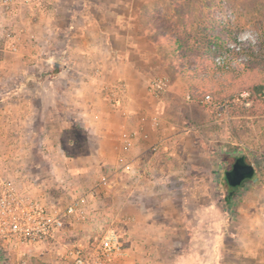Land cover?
<instances>
[{
    "label": "rangeland",
    "instance_id": "374dc122",
    "mask_svg": "<svg viewBox=\"0 0 264 264\" xmlns=\"http://www.w3.org/2000/svg\"><path fill=\"white\" fill-rule=\"evenodd\" d=\"M83 6L103 25L115 15L122 20L126 16L130 26L117 28L116 32L126 34L133 52L143 56L138 65L146 74L145 84L153 77L168 81L162 95V117L174 128L184 129L172 135L175 142L171 148L177 157L169 162L172 173L166 180L175 186L163 192V197L171 198L163 209L177 216L184 213L189 228L203 229L200 240L205 247L212 243L207 233L212 228L211 216L218 215L220 263L241 264L245 262L243 255L235 251L252 250L257 255L250 257L251 264H260L259 250L264 245V100L259 95L264 88V0H10L8 11L0 7V58L12 57L11 67H21L13 54L25 52L20 17L26 9L28 21L39 16L54 17L58 26L54 32L37 27L28 32L31 40L41 37L47 42L43 47L37 43L31 46L33 51L42 47L46 57L38 61L34 70L40 71L35 75L42 79L57 72L62 63L67 69L70 58L62 50L73 30L68 29L66 10ZM99 6L102 11L97 9ZM49 8L53 10L46 14ZM7 19L9 23H2ZM214 35L223 44L213 42ZM115 43L118 47L125 44ZM225 45L231 47L229 51ZM224 56L225 63L219 65L218 58ZM83 63L82 69L89 68L86 65L90 62ZM4 64L9 68L8 61L0 62V102L9 91L19 90L22 78L5 72ZM26 80L24 85L34 89L33 79ZM243 92L249 95H241ZM191 93H196V101L187 98ZM207 93L212 101L200 102ZM18 95L14 94V99H20ZM229 98L228 108L218 111L215 104ZM64 143L62 146H67ZM52 144L1 139L0 176L62 205L84 189L78 187L84 181L68 173L61 150L48 155L45 146ZM238 156L253 166L254 174L233 189L227 201L230 188L223 171ZM147 177L151 182L154 179L153 174ZM145 200L153 203V197ZM81 227L82 223L66 225L46 246L33 250L29 264H66L64 248L79 243L80 236L74 234ZM71 233L76 239H69ZM96 237L94 233L87 240ZM0 264H14V260Z\"/></svg>",
    "mask_w": 264,
    "mask_h": 264
},
{
    "label": "crops",
    "instance_id": "0c3cea01",
    "mask_svg": "<svg viewBox=\"0 0 264 264\" xmlns=\"http://www.w3.org/2000/svg\"><path fill=\"white\" fill-rule=\"evenodd\" d=\"M97 9L102 11L100 6ZM23 10L25 16L20 17V23L25 52L13 54V59L19 60L21 67L19 70L11 67L9 61L12 57L0 58V62L8 61L9 68L6 69L4 64L5 72L9 71L12 77H22L19 90L9 91L0 102V140H36L43 145L53 141L55 145L45 146L48 155L53 156L61 150L68 164V173L84 181L78 186L84 188L80 193L90 189L101 174L109 176V185L100 198L91 200L89 219L82 223V230L74 234L80 236L79 244H85L94 233L99 235L102 229L113 227L123 235L126 248L122 255L107 264H221L218 215L211 216L212 228L207 233H210L212 243L205 247L200 240L204 236L203 229L189 228L184 213L170 215L163 209L164 203L171 200L163 197V192L175 186L166 180L172 173L169 162L177 157L171 148L175 142L172 135L184 128H174L162 120L157 132L148 122L140 123L141 114L151 112L146 74L138 65L143 56L133 52L126 34L116 32L117 28L129 27L130 21L126 16V20H122L115 15L103 25L89 15L86 6L80 10L69 7L66 10L67 23L68 29L73 31L67 35L62 51L70 58V66L65 69L62 63L57 72L40 79L35 75L40 70L34 69L38 61L46 58L41 48L47 42L41 37L31 40L28 32L36 27L51 28L54 32L58 26L53 22L54 17L39 16L28 21L26 9ZM52 10L46 9L45 13ZM3 21L5 24L10 20ZM93 30L96 31L92 33ZM117 41L125 44L118 47ZM34 43L42 47L33 51L31 46ZM47 61H51L50 57ZM79 62H82L81 66ZM83 62H90L86 65L89 68L82 69ZM26 79H33L34 89L24 85ZM118 80L125 81L126 94L121 109L114 110L107 103L106 87ZM14 94H19L20 99H14ZM15 115H18L17 120ZM132 130L138 136L126 149L121 133ZM141 131L148 134L147 139L141 138ZM158 134L163 145L151 153L149 146ZM67 147H72L71 151ZM127 162L133 163L136 171L124 172L122 165ZM94 172L97 175L91 177L89 174ZM150 174L154 175L152 182L147 177ZM151 197L153 203H147L145 198ZM69 235V239H76L72 238V233ZM260 249V264H264V245ZM235 253L243 255L245 262L241 264H251L250 257L257 255L252 250Z\"/></svg>",
    "mask_w": 264,
    "mask_h": 264
},
{
    "label": "built area",
    "instance_id": "2783aa9c",
    "mask_svg": "<svg viewBox=\"0 0 264 264\" xmlns=\"http://www.w3.org/2000/svg\"><path fill=\"white\" fill-rule=\"evenodd\" d=\"M10 0H0V7L10 9ZM168 87L164 77H153L146 85L147 96L151 101L150 114H141L140 123L148 122L151 128L160 131L162 117V95ZM126 94V83L118 80L106 87L107 103L118 110L121 109ZM241 95L247 96L248 92ZM260 96L264 100V89ZM196 93L187 95L196 101ZM200 102L210 103V94H204ZM229 101L223 100L215 104L218 111L228 108ZM186 130V129H185ZM138 136L136 131H123L122 142L127 149L131 140ZM142 139H147L146 132H140ZM160 134L150 144L149 151L157 152L162 147ZM126 173L136 171V166L127 162L122 165ZM109 185V176L101 174L93 186L70 198L60 205L48 201L40 194L32 192L26 186H19L9 178L0 176V261L14 264H29L34 255L33 250L46 246L57 234L72 223H83L89 219L91 200L100 198L101 193ZM125 240L115 228L102 229L97 237L85 244H70L64 248L67 264H107L125 251Z\"/></svg>",
    "mask_w": 264,
    "mask_h": 264
},
{
    "label": "water",
    "instance_id": "95a60500",
    "mask_svg": "<svg viewBox=\"0 0 264 264\" xmlns=\"http://www.w3.org/2000/svg\"><path fill=\"white\" fill-rule=\"evenodd\" d=\"M54 65H58L54 63ZM225 177L231 186H238L244 179L252 178L254 168L251 164L246 163L243 156L236 157L230 170H227Z\"/></svg>",
    "mask_w": 264,
    "mask_h": 264
},
{
    "label": "flooded vegetation",
    "instance_id": "af4514ba",
    "mask_svg": "<svg viewBox=\"0 0 264 264\" xmlns=\"http://www.w3.org/2000/svg\"><path fill=\"white\" fill-rule=\"evenodd\" d=\"M235 159H236V158H234V160L231 162L230 167H229L228 169H226V170L223 171V177H224V180H225L226 186L230 188V189L228 190V192H227V195H226V200H227V201L231 198L232 193H233V189H235L236 187H239L243 182H245L246 180H248V179H244V180L241 182V184L238 185V186H231V185H229V183H228V181H227V179H226L224 173H225L227 170H230V169H231L232 164L234 163ZM245 162L248 163L247 161H245Z\"/></svg>",
    "mask_w": 264,
    "mask_h": 264
},
{
    "label": "trees",
    "instance_id": "16d2710c",
    "mask_svg": "<svg viewBox=\"0 0 264 264\" xmlns=\"http://www.w3.org/2000/svg\"><path fill=\"white\" fill-rule=\"evenodd\" d=\"M216 40L220 43V44H223V41L222 40H219V38H218V36H213V42H215V43H218V42H216ZM212 41V40H211ZM225 47V50L226 51H229V49L231 48L230 46H228V45H225L224 46ZM213 49V48H212ZM226 54H228V53H226ZM225 57L226 56H224L223 58L221 57L220 59H222V60H220L219 58H218V60H217V62H218V64L220 65L221 63L222 64H224L225 62ZM56 71H54V72H52L53 74L55 73ZM264 89V88H263ZM263 89H261V91L263 90ZM261 91H260V93H261ZM260 93H259V95H260ZM248 95H249V92H248ZM262 98V97H261ZM263 99V98H262ZM225 100H228L229 101V104H230V101H231V98H229V99H225Z\"/></svg>",
    "mask_w": 264,
    "mask_h": 264
}]
</instances>
